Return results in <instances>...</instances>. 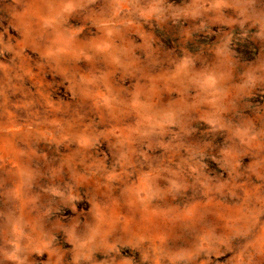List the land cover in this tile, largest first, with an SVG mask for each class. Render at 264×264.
Instances as JSON below:
<instances>
[{"label":"rangeland","instance_id":"obj_1","mask_svg":"<svg viewBox=\"0 0 264 264\" xmlns=\"http://www.w3.org/2000/svg\"><path fill=\"white\" fill-rule=\"evenodd\" d=\"M66 259L264 264V0H0V264Z\"/></svg>","mask_w":264,"mask_h":264},{"label":"clouds","instance_id":"obj_2","mask_svg":"<svg viewBox=\"0 0 264 264\" xmlns=\"http://www.w3.org/2000/svg\"><path fill=\"white\" fill-rule=\"evenodd\" d=\"M225 6H227V5H225ZM123 7L129 8V12L125 13L126 16L134 13L133 18H136V19L142 18V17H144L147 14L146 12L141 11L140 7H138L136 3H130L129 5L122 6V8ZM213 7H216V5H213ZM162 10H164L162 5L157 7V11H162ZM61 195L62 196H66V198L69 199V200L79 199V198H81V196L85 200H87L89 198V192L88 191H85V192L81 193L79 190H77L75 192V195H74L72 189H68L66 191V194L65 193H61ZM50 223H51V227L53 229H56V228L59 227V223H58L57 219H53V221H51ZM64 223H65V225H67L69 222L67 220H65ZM72 227L73 228L79 227V228H81V230L87 229L89 227L88 218L85 217L84 219H78L77 224L72 226ZM16 251H21V250L20 249H16Z\"/></svg>","mask_w":264,"mask_h":264},{"label":"snow or ice","instance_id":"obj_3","mask_svg":"<svg viewBox=\"0 0 264 264\" xmlns=\"http://www.w3.org/2000/svg\"><path fill=\"white\" fill-rule=\"evenodd\" d=\"M81 231L83 232V230H81ZM64 264H71V261L66 259V260L64 261Z\"/></svg>","mask_w":264,"mask_h":264}]
</instances>
